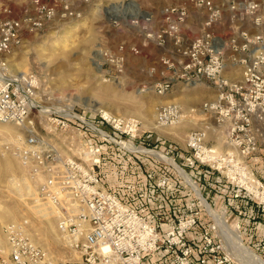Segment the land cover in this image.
<instances>
[{"label":"rangeland","instance_id":"obj_1","mask_svg":"<svg viewBox=\"0 0 264 264\" xmlns=\"http://www.w3.org/2000/svg\"><path fill=\"white\" fill-rule=\"evenodd\" d=\"M32 1L0 0V18L32 15ZM211 1L221 7L222 15L210 31L223 43L238 25L253 31L240 14L237 24L230 20L231 3L238 0ZM176 4L188 11L180 30L185 41L199 38L205 14L187 0H56L55 18L46 28L25 34L19 47L0 58L8 76L29 90L34 103L50 111L41 113L33 107L21 121L0 122V264H13L6 226L24 220L29 241L46 250L54 261L78 260L68 238L57 229L58 209L37 196L43 176H32L33 166L21 153L24 148L52 147L48 161L55 165L87 158H99L101 164L106 147L123 150L118 142L139 149L167 146L184 158L178 168L191 179L193 187L177 173L179 202L187 201L177 222L179 226L191 224L184 235L186 241L189 232L204 224L205 230L196 236L200 243L208 235L222 244L220 255L229 264H251L238 251L233 235H226L219 227L220 218L229 231L238 234L242 246L264 263V229L256 230L255 212L249 209L254 200L241 190L239 182L225 181L199 161L201 154L196 158L188 147L191 132L201 130L205 134L200 146L219 154L228 150L216 119L205 108L215 101L217 88L205 79L186 82L176 77L180 72L170 67L174 60L170 43L157 44L163 12ZM235 9L240 13V6ZM261 32L264 34V29ZM235 58L243 56L236 54ZM224 61V78L239 79L242 66L229 52ZM163 82L169 87L159 93L156 86ZM30 137L37 141L28 144ZM90 146H99V152L91 153ZM259 153L263 156L264 149ZM197 166L210 170L228 186L232 199L224 207L216 208L204 196L208 184L191 172ZM248 167L264 181L259 164L249 162ZM226 168L236 171L233 165ZM241 186L245 189L243 183ZM257 221L264 225V214Z\"/></svg>","mask_w":264,"mask_h":264},{"label":"built area","instance_id":"obj_2","mask_svg":"<svg viewBox=\"0 0 264 264\" xmlns=\"http://www.w3.org/2000/svg\"><path fill=\"white\" fill-rule=\"evenodd\" d=\"M187 1L205 14L202 35L185 41L180 30L188 18V11L183 5L176 4L163 12L162 24L156 34L157 44L170 43L174 55L170 67L180 72L176 77L186 82L205 79L217 88L215 101L205 108L216 119L215 125L224 134L228 150L219 154L200 146L205 134L201 130L191 132L188 147L196 158L201 154L199 161L218 172L225 181L239 182L241 190L264 214V181L256 178L248 167L249 162L259 164L264 172V155L259 153L260 148L264 149V34L261 32L264 29V0L231 3V22L237 24L240 14L253 31L238 25L226 43L210 31L221 19V7L211 0ZM55 3L56 0H33L32 15L0 18V58L19 47L25 34L43 31L55 18ZM235 6H240V13ZM226 52L242 66L237 80L223 76ZM236 54L243 58L236 60ZM168 84L163 82L156 89L163 93ZM30 100L29 90L10 78L5 64L0 61V122L23 120L33 108ZM36 141L30 137L27 143ZM51 148L26 146L21 153L33 166L32 176H43L37 196L58 209L61 216L57 229L68 238L78 260L54 261L46 250L29 241L25 233L28 224L24 220L5 228L13 264H141L144 258L160 252L170 256L171 264H229L220 255L224 250L222 244L208 235L198 247L199 258H193L194 249L184 239L191 224L179 226L176 220L164 234L157 232L154 215L124 204L104 187L98 174L99 158L68 159L55 165L48 161ZM89 151L97 153L99 146H90ZM232 165L236 171L226 168ZM250 182L256 185L255 193L246 187ZM164 184L165 179L158 182L159 186Z\"/></svg>","mask_w":264,"mask_h":264},{"label":"crops","instance_id":"obj_3","mask_svg":"<svg viewBox=\"0 0 264 264\" xmlns=\"http://www.w3.org/2000/svg\"><path fill=\"white\" fill-rule=\"evenodd\" d=\"M151 147L152 149L150 146L148 148L142 146L141 151H127L122 147H120L122 151H116L111 150L109 146L106 147V158L99 164L98 174L104 187L115 193L124 204L137 210L141 209L147 215H154L155 229L164 234L178 219L179 213L185 212L184 206L187 201L182 199V204L179 202L181 193L178 191V172L174 165L163 161L149 151L166 156L164 158L170 159L176 166L179 160L183 161L184 158L178 157L176 149H169L167 146ZM191 170L195 178L208 184V188L204 187V196L216 208L224 207L225 203L232 199L228 186L224 185L223 180H220L221 178L216 174L198 166ZM162 179H165V184L159 186L158 182ZM249 209L255 212L253 226L256 230L264 229V225L257 221L261 212L254 201ZM205 228L204 224H201L186 236L187 242L194 249V259L200 256L198 251L200 241L196 239V236ZM141 264H171V258L168 254L160 252L144 258Z\"/></svg>","mask_w":264,"mask_h":264},{"label":"bare ground","instance_id":"obj_4","mask_svg":"<svg viewBox=\"0 0 264 264\" xmlns=\"http://www.w3.org/2000/svg\"><path fill=\"white\" fill-rule=\"evenodd\" d=\"M29 104L32 106V107H35L37 110H38V112H43V113H48V112H50V111H48L47 109H44V108H42V107H40V106H38L36 103H34V101H33V99H31L30 100V102H29ZM59 113H61V112H59ZM67 114V113H66ZM65 114V115H66ZM99 133V132H98ZM99 134H101L102 135V133H99ZM104 135V134H103ZM117 143V142H116ZM118 144L120 145V147H122V148H124L125 150H127V151H137V150H140L141 151V149H139V148H136V147H134V146H131L130 144H126V143H122V142H118ZM151 154H153V155H155V156H158L160 159H162L163 161H166V162H168V163H170V164H173L174 165V167L177 169V172L178 173H180V175L186 180V182L187 183H189V184H191L192 185V187H193V184L191 183V181H190V179H188L187 178V176H186V174L181 170V169H179L178 168V166H176L174 163H172L171 161H170V159H168V158H164L163 156H161L160 154H158V153H155V152H151V151H149ZM247 185H249V188L251 187V188H253L254 189V191H253V193H255V187H256V185L255 184H252L251 182L249 183V184H247ZM247 187V186H246ZM195 188V187H194ZM210 211V210H209ZM217 220H218V218H217ZM219 225H221V226H219V227H221V229H224V231H225V233L226 232H229V234L228 233H226V235L228 234V235H233V237H231L235 242V245H236V247L237 248H239V252L245 257V259H247V260H249V262H252L251 264H264L258 257H256L252 252H250L249 250H247V249H245L243 246H242V244H241V242H240V239H239V237H238V234L237 233H233V232H231V231H229V229H227V227H226V225L222 222V220L219 218ZM218 225V224H217ZM228 237V236H227ZM237 238V239H236ZM227 239V238H226ZM229 240V239H228ZM237 251V250H236ZM236 258V257H235ZM244 263V262H243Z\"/></svg>","mask_w":264,"mask_h":264}]
</instances>
